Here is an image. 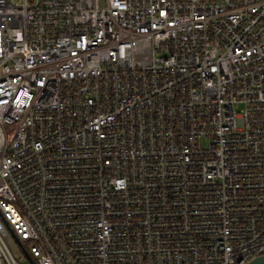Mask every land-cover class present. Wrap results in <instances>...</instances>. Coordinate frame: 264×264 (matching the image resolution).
<instances>
[{
    "label": "built area",
    "instance_id": "2783aa9c",
    "mask_svg": "<svg viewBox=\"0 0 264 264\" xmlns=\"http://www.w3.org/2000/svg\"><path fill=\"white\" fill-rule=\"evenodd\" d=\"M264 256V0H0V264Z\"/></svg>",
    "mask_w": 264,
    "mask_h": 264
},
{
    "label": "water",
    "instance_id": "95a60500",
    "mask_svg": "<svg viewBox=\"0 0 264 264\" xmlns=\"http://www.w3.org/2000/svg\"><path fill=\"white\" fill-rule=\"evenodd\" d=\"M249 264H264V256L253 259Z\"/></svg>",
    "mask_w": 264,
    "mask_h": 264
}]
</instances>
